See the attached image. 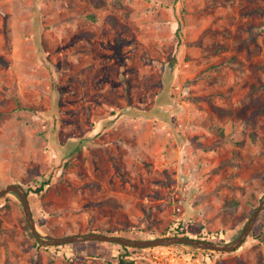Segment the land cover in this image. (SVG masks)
<instances>
[{
	"label": "rangeland",
	"instance_id": "374dc122",
	"mask_svg": "<svg viewBox=\"0 0 264 264\" xmlns=\"http://www.w3.org/2000/svg\"><path fill=\"white\" fill-rule=\"evenodd\" d=\"M9 183L43 235L181 225L232 240L264 194V0H0ZM254 227L230 252L128 251L135 264H264V209ZM97 241L41 245L17 195L0 196V264H117L118 245Z\"/></svg>",
	"mask_w": 264,
	"mask_h": 264
},
{
	"label": "water",
	"instance_id": "95a60500",
	"mask_svg": "<svg viewBox=\"0 0 264 264\" xmlns=\"http://www.w3.org/2000/svg\"><path fill=\"white\" fill-rule=\"evenodd\" d=\"M9 192H14L17 195V197L20 199L25 218L32 235L38 241V243L45 246L66 244L77 241L98 240V241L117 243L128 247H151V246H160V245L185 244V245H189L192 248L201 249V250L230 252L236 250L245 241L259 213L264 209V194H263L259 200V203L257 204V206L254 208V210L252 211V213L249 215L248 219L244 223L239 234L236 237H234L232 240L227 242L212 241L203 238H195L186 235H174V234L162 235V236H156L150 238H134L124 235H114L99 231L76 232L63 236L43 235L42 233H40V231L36 226V222L33 217L31 207L29 204L27 192L24 189V187L19 183H9L4 187L0 188V196Z\"/></svg>",
	"mask_w": 264,
	"mask_h": 264
},
{
	"label": "trees",
	"instance_id": "16d2710c",
	"mask_svg": "<svg viewBox=\"0 0 264 264\" xmlns=\"http://www.w3.org/2000/svg\"><path fill=\"white\" fill-rule=\"evenodd\" d=\"M179 30H180V25H178V27H177L178 32H179ZM175 63H176V57L173 55L170 62H169V67L173 68ZM48 184H49V180H40L37 185H34V187L29 186L28 190L33 191L35 193H39V192L44 191V189L46 188V186ZM12 193L15 194L14 192H12ZM89 231H97V230H89ZM131 231H132L131 229H120V230L116 229L114 231L104 230V231H100V232H106V233H110V234H114V235H125V236H127L128 233ZM254 231H255V227L251 230V232H254ZM170 232L174 235H186L189 237L191 236V235L185 234L182 231L181 225H177V226L173 227ZM195 238H203V237L202 236H196ZM203 239H205V238H203ZM90 241H97V240H90ZM97 242H99V241H97ZM109 243H112V242H109ZM113 244L118 245V249H117V253H116V257H115L117 264H135L134 258L130 255V252L128 251V246L120 245L117 243H113ZM51 246L57 247V246H60V244L51 245ZM207 252L212 253V251H209V250H207Z\"/></svg>",
	"mask_w": 264,
	"mask_h": 264
}]
</instances>
